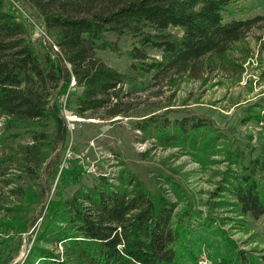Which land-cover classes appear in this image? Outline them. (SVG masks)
<instances>
[{
    "label": "trees",
    "instance_id": "1",
    "mask_svg": "<svg viewBox=\"0 0 264 264\" xmlns=\"http://www.w3.org/2000/svg\"><path fill=\"white\" fill-rule=\"evenodd\" d=\"M234 1L27 0L43 18L50 42L34 40L26 22L0 0V121L8 135L18 137L11 130L20 129L30 139L11 148L0 165L16 161L21 173H34L47 162L66 141L65 95L72 112L82 117L106 108L113 117L122 112L114 100L123 73L98 55L114 49L107 34L129 36L134 70L168 78L172 85L183 77L238 72L248 52L237 49L264 16L227 19ZM73 78L80 92L72 91ZM136 126L164 144H179L202 164L221 154L227 164L217 171L209 198L195 197L173 170L161 175L153 189L123 162L115 177L99 175L93 185L82 183V168L64 170L63 185L81 184L68 198L58 194L49 201L19 264H197L193 237L198 230L217 231L234 247L232 256L218 264H263L226 235L225 218L216 211L226 209L240 226L264 216V148L230 138L199 115L171 120L153 114ZM30 189L12 187L21 199L0 205V213L6 211L0 232L22 234L35 224L24 204ZM8 240L0 239V256Z\"/></svg>",
    "mask_w": 264,
    "mask_h": 264
},
{
    "label": "rangeland",
    "instance_id": "2",
    "mask_svg": "<svg viewBox=\"0 0 264 264\" xmlns=\"http://www.w3.org/2000/svg\"><path fill=\"white\" fill-rule=\"evenodd\" d=\"M7 2L26 22L31 37L36 41L45 40L46 26L37 10L27 0ZM257 15L264 16V0H235L225 13L227 19ZM107 39L113 42L114 49L99 51L98 55L123 73L119 97L114 100L122 112L113 117L106 108L82 117L72 112L65 95L62 114L68 128L66 141L58 145L47 162L37 167L34 173H21L16 161L0 165V172H4L0 177V205L13 206L21 199L13 194L12 187L32 188L24 204L29 206L30 224L35 222L29 232H0V239L9 237L4 244L8 247L0 256V264L21 263L33 244L32 233L42 220L49 201L60 198L58 194L68 198L79 187L81 183L62 184L64 170L82 168V183L93 185L99 175L115 177L123 162L151 189L157 180L162 181L161 175H171L173 170L195 197L197 195L201 201L209 198V192L218 179L217 171L223 170L227 164L220 161L223 156L213 155L215 162L208 160L202 164L179 144H164L152 132L148 134L140 130L136 124L143 118L162 114L174 120L199 115L210 118L230 138L244 139L264 148V19L237 49L248 52L243 68L238 72L222 70L198 80L183 77L178 79L177 85H172L168 78H155L150 73L134 70L128 53L133 41L129 36L107 34ZM151 55L159 57V52L152 51ZM71 88L72 91H81L74 87L73 82ZM11 132L20 136L8 135L4 120H1L0 158L10 156L11 148H19L30 140L22 137L20 129H12ZM8 179L15 183L8 185ZM202 208L207 210L206 206ZM216 216L225 218L222 228L226 235L264 264V216L258 220L250 219L243 226L226 209L217 210ZM5 217L3 209L0 218ZM218 234L209 230L196 232L193 238L198 262L204 256L212 264H218L222 258L232 256L234 247L227 246Z\"/></svg>",
    "mask_w": 264,
    "mask_h": 264
},
{
    "label": "built area",
    "instance_id": "3",
    "mask_svg": "<svg viewBox=\"0 0 264 264\" xmlns=\"http://www.w3.org/2000/svg\"><path fill=\"white\" fill-rule=\"evenodd\" d=\"M44 39H45V40H48V41H50V42H52V40H51V38L49 37V35L46 34L45 32H44ZM54 48H55L56 50L59 49V47H58L57 45H54ZM72 82H73V84H75V79H74V78H73ZM203 257H204V256H201V257H200L199 262H198L197 264H212V262H211L210 260H207L206 258H203Z\"/></svg>",
    "mask_w": 264,
    "mask_h": 264
}]
</instances>
